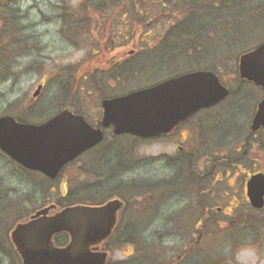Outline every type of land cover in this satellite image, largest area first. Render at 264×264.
<instances>
[{"label":"rangeland","instance_id":"rangeland-1","mask_svg":"<svg viewBox=\"0 0 264 264\" xmlns=\"http://www.w3.org/2000/svg\"><path fill=\"white\" fill-rule=\"evenodd\" d=\"M158 1L143 3L147 7L144 9H154L156 12L161 8L157 5ZM163 1L166 13L154 18L151 12V15L140 18L134 9L130 12V4L129 12L124 13L123 9L115 7L119 3L112 0H0V27L4 21L9 24L1 27L6 34L2 41L6 45L10 40V45L6 47L8 50L0 51L4 58L0 62V114L28 119L45 118L57 108L66 106L78 109L89 119H98L100 102L104 96L146 86L168 75L167 68L158 65L144 75L137 73L126 80L93 78L89 75L83 79L82 74L86 72L80 69L81 66L96 63L97 48L100 43L111 41L109 33L113 37L119 36L120 42H124L123 36L127 34L129 43L126 48H129L132 32V42L141 46L150 38L155 43L154 39L159 33L166 36V31L174 33L178 28L180 32L181 29L191 32L198 25L208 26V31L204 26L196 31L194 42L199 41L201 45L198 47L201 50L194 51L196 59L182 55L183 52L187 55L185 49L177 53L179 62L172 69L184 71L205 64L214 67L213 61L221 59L228 69L221 70L222 74L234 72L238 56L264 40V0ZM140 3L134 2L143 9ZM187 8L196 9L194 14H190L189 20L186 16L180 19L172 15L178 9ZM63 69L73 76L70 75L66 80L56 74ZM3 74L8 75L1 77ZM38 83L43 86L33 99L32 93ZM261 96V90L246 85L239 94L225 99L219 106H232L236 110H225L217 128L233 127L237 123L236 126L244 130ZM236 141V131H232L224 144L233 148ZM111 144L116 145L117 153L125 152V148L132 144L129 154L132 163L120 176L110 179L107 177L109 172L105 170L99 177L100 174L93 172V167L97 165L92 157L98 152L100 155L112 154ZM161 148L158 141L142 143L126 137L114 140L107 133L96 151L92 150L80 157L82 161L79 164L83 166L86 161L91 172L78 175L76 165L65 169L64 180L71 195L77 192V195L84 197L86 191L99 194L102 190L105 192L99 194V198L107 196L106 192L122 194L121 190L126 188L127 181L132 183L127 184L130 185L127 186L128 192L141 200L135 207L136 199L128 201L129 209L122 213L117 237L106 243L110 248L107 264H174V257L182 252L189 240L195 238L192 224L198 215L196 213L195 216L196 211L193 209L199 201L195 191L181 185L176 193H157L161 179L172 174V170H165L156 157ZM251 155L264 157V148L256 146ZM149 156H154V159H147ZM62 179L59 177L49 181L39 173L23 170L0 150V264H21L20 258L7 242L9 229L18 217H24L53 200L55 192L50 188L59 185ZM217 179H207L213 182L214 193L210 201L213 206L224 203L225 211L231 213L226 221H233L226 227L213 223L212 230L216 236L211 259L218 262L223 256L234 252L235 259L243 264H264V259L260 257L264 253V220L258 226L244 217L247 213L252 218L256 216L251 211L253 207L246 203L240 185L241 175L236 177L229 174ZM182 183L191 182L186 179ZM84 185L87 189L83 188ZM149 206L150 212L144 211ZM217 216L222 217L223 213L220 211ZM257 217L264 218V215ZM219 227L222 228L220 231ZM121 237V242H116ZM242 240V243L237 244ZM57 241L62 242L63 238ZM200 243L196 256L184 255L178 259V264L204 262L206 250H202ZM241 246L245 248L239 250Z\"/></svg>","mask_w":264,"mask_h":264},{"label":"water","instance_id":"water-1","mask_svg":"<svg viewBox=\"0 0 264 264\" xmlns=\"http://www.w3.org/2000/svg\"><path fill=\"white\" fill-rule=\"evenodd\" d=\"M238 70L245 78L264 88V41L239 56ZM38 84L32 96H36ZM228 94L211 70H193L101 100L102 115L92 126L82 115L69 109L36 124L0 115V149L26 168L54 178L61 166L99 143L103 128L114 134L156 136L171 129L200 107L216 104ZM251 129L264 126V96L257 103ZM252 206L264 204V174H252L246 182ZM123 205L119 198L100 204L76 203L54 212L47 204L10 230L11 241L22 264H105L108 256L100 244L111 234ZM65 232L68 240L56 245L53 236Z\"/></svg>","mask_w":264,"mask_h":264},{"label":"flooded vegetation","instance_id":"flooded-vegetation-1","mask_svg":"<svg viewBox=\"0 0 264 264\" xmlns=\"http://www.w3.org/2000/svg\"><path fill=\"white\" fill-rule=\"evenodd\" d=\"M114 3H119L115 5L116 8L123 9L124 13L129 12V4H130V12L132 9H134L138 14V17L151 15V12H153L154 18L159 17L161 14L166 13L164 9V1L159 0L157 5L161 6L159 10L154 12L153 10L144 9L146 6L143 4L149 0H112ZM133 1V4L131 2ZM134 2H141L143 9H140ZM223 4V1L221 2ZM206 6H209L208 4H205ZM155 7V5H153ZM147 8V7H146ZM196 9L190 10L187 9H178L174 11V14H172L174 17H190V14H194ZM210 10V9H209ZM212 10V9H211ZM169 12V11H168ZM169 16H171L170 12L168 13ZM207 29H210L209 27H206ZM139 31V30H138ZM137 32V31H135ZM120 34V29L118 31ZM139 33V32H138ZM136 33H134L135 35ZM111 36V41H105L103 43H100L99 47L97 48L98 51L96 52V63H91L90 65L83 64L80 69L86 72L82 74V78L85 79L87 75L91 77H107L112 79H128L133 76V63L132 60L136 57L140 58V62L142 65H148V63L155 64V65H162L163 67L167 68L168 75L163 77L164 80L166 78L176 76L188 71L195 70L197 68H203L207 70L214 71L216 75L219 78V81L226 86L228 89V95L221 100L220 102L207 106V107H200L194 112H192L189 116L175 124L171 129H169L166 132H162L156 136L153 137H141L129 133L116 135L112 133V128L107 127L104 128V138L95 146L83 151L76 157L72 158L71 160L67 161L65 164H63L57 173V175L54 178H50L48 175L44 174L42 171L35 170V169H29L24 167L23 165L17 163L20 165V167L23 170L26 171H32L33 173H39L41 174L45 179L49 181H54L55 179L61 177L63 178L59 185L55 187H51V191H54V198L53 200L49 201L45 205L49 203H54L55 208L52 210V212L62 208L63 206L59 202V198L63 197L65 193L67 192V181L64 180V172L65 169L69 166H75L77 168V174H83L84 172H91L90 166H88L87 162L83 163V166L80 165L82 160H80L81 155H84L87 152L90 151H96V149L99 148L100 145H102V142L106 138V134L110 133L111 137L116 139L121 138H132L137 141H140L142 143L144 142H152V141H158L162 148L157 154V158L159 159L161 166H165V170H172V174L169 177H163L161 179V184L158 185L157 190L160 195L165 193L166 191H169V193H176L179 186L183 185V187L188 188L195 191V194H199L198 199L199 201L195 204L194 211H196L194 214L196 216V213L198 215V218H195L193 224H192V230L195 231L196 235L193 240H189L187 245L183 247V250L181 253H178L177 256L172 257L174 264H178V259L181 258L184 255H197V245L200 243V247H202V250H206L205 256L206 260L202 263H197L196 261H193L192 264H243L241 261H238L235 259V255L233 253H230L229 255L223 256L220 258V261L216 262L211 259V253H212V247H213V240L215 239L214 232L212 230V225L214 222L218 223L219 225H223L226 227L227 225H231V221H226L228 216L231 215V213L226 212V207L223 206L224 203L220 205L213 206V203L210 201L214 190H213V182H209L207 179H212L217 177H224L228 176L229 174H232V176L236 177H242V180L240 181V185L242 187V191L244 194V197L246 196V182L250 178L252 174L262 172L264 174V157L260 155H251V151H255L256 146L257 147H263L264 148V127H260L256 130L251 129V120L253 118L254 112L256 110L257 103L252 109L250 114V120L247 126L245 125L244 130L239 126L237 127L236 124L233 127H224V128H217V125L219 124L220 117L225 113V110L232 109L236 110L234 107H224L219 106L220 103H222L225 99L232 95L239 94L242 87H246V85H249L254 88H258L262 91V95L264 94V89L260 86L256 85L252 81L246 80L244 78H241L238 72V59H236L237 68L234 70V72H227L225 74H222L223 70L226 69L227 65L223 63V60L219 59L217 61H213L215 66H202V67H196L192 69H187L184 71H180L178 68H173L175 64L179 62L178 60V54L179 48L176 44H168L165 46V43L163 40V34L159 33V35L156 37L155 43H152V41L146 40L145 45H137L136 43H133V32L131 34V42L130 47L126 48L129 39V36L127 34H124L123 41L120 42L121 38L119 36H112L111 33H109ZM108 35V36H109ZM107 36V37H108ZM108 39V38H107ZM264 41V40H263ZM109 42V43H108ZM109 44V45H108ZM201 46V45H200ZM198 48V47H196ZM200 49V48H198ZM187 50V58L191 59L194 56V50L195 48H186ZM201 50V49H200ZM184 55V54H183ZM196 61V60H195ZM201 61V60H200ZM209 62V60H206L205 62ZM168 65V66H166ZM175 65V66H176ZM35 67V65H33ZM140 74H145L148 71L142 68L140 69ZM222 70V71H221ZM138 71L135 68V74H137ZM56 74L60 75L62 78L68 80L69 76L72 75L67 71H63L61 73L57 72ZM8 74H3L1 77H4ZM45 76V75H44ZM73 76V75H72ZM233 82V83H229ZM34 99V98H33ZM69 109L74 114H80L84 117V119L90 123L92 126H98L101 118V112L98 116V119H89L83 112L79 111L75 108H69L66 106L57 108L54 112L49 113V115L45 118H34V119H28L23 116H15L16 120L18 121H27V122H33L36 124L42 123L46 121L47 119L51 118L58 112H60L62 109ZM102 109V108H101ZM240 112V111H239ZM47 113V112H46ZM248 117V118H249ZM218 123V124H217ZM232 131H236L237 140L233 146V148L227 146L228 138ZM262 144V145H261ZM132 145V144H131ZM131 145L127 148H125V152L117 153V148H115L116 145L111 144V150L110 152H113L112 154H104L100 155V152L98 154L96 153V156L92 157L94 159V162H96L97 167H93L95 173H98L99 177L103 171L107 170L108 178H114L115 176H120L124 172H126L131 165L132 161L130 159V152H131ZM8 156V155H7ZM147 159H154V156L146 157ZM86 164V165H85ZM211 177V178H210ZM197 178V179H196ZM189 179L191 183L184 184L182 183V180ZM218 180V179H217ZM126 181V188H128ZM184 189V188H181ZM180 189V190H181ZM179 190V191H180ZM193 191V192H194ZM53 192V193H54ZM202 193H205L202 195ZM226 194V193H225ZM247 199V196H246ZM171 203V202H167ZM248 205L251 206L248 199L246 202ZM43 205V206H45ZM139 208V207H138ZM158 208V207H157ZM128 204L125 203L121 207V209L118 212V218H117V224L122 219V213L128 211ZM145 210H148L150 212L151 208H145ZM223 213L222 217L217 216L219 212ZM253 216H256L255 218H252L250 213H247V221H250L251 224H257L258 226L261 223V220H264V218L257 217L264 215V206L259 209L253 208L252 210ZM144 213V212H143ZM250 214V215H249ZM251 217V219L249 218ZM144 219V218H143ZM259 219V220H258ZM245 220V218H244ZM230 223V224H229ZM116 224V226H117ZM222 226V227H223ZM223 227V228H224ZM220 228V227H219ZM222 228L219 229V231ZM115 230V229H114ZM219 233V232H218ZM217 233V234H218ZM56 236H60L59 238H63V241L61 243H64V233H60ZM115 239L116 236H114V231L112 235L110 236ZM8 240L7 242L14 250L12 244L10 235L6 237ZM119 239H122L119 238ZM56 243L57 240H55ZM242 241H238L237 244L242 243ZM264 243V241L262 242ZM206 246V247H205ZM102 248L109 250V246L104 243L102 245ZM245 247H239L240 249H243ZM15 251V250H14ZM201 251V250H200ZM238 251V250H237ZM258 251H261L258 249ZM16 253V251H15ZM260 257L264 259V253L260 254ZM164 264V263H160ZM190 264V262H189Z\"/></svg>","mask_w":264,"mask_h":264},{"label":"trees","instance_id":"trees-1","mask_svg":"<svg viewBox=\"0 0 264 264\" xmlns=\"http://www.w3.org/2000/svg\"><path fill=\"white\" fill-rule=\"evenodd\" d=\"M196 7V6H195ZM194 7V8H195ZM177 18V17H176ZM180 19H182L183 17H179ZM187 19H189V17L187 18ZM187 19H185V20H187ZM184 20V21H185ZM184 21H181V23L183 24V22ZM3 25L5 26V25H9L8 24V22L7 21H4L3 22ZM2 25V26H3ZM1 26V27H2ZM202 26H204V27H206L205 25H198L197 27H196V29L194 30V31H191V32H188L187 30H185V29H181L182 30V32H180V28H178V30H177V32H171V31H169V32H167L166 31V36L163 34V39H161V40H163L164 41V43H165V46H167L168 44H176L177 46H178V48L180 49L179 50V53L181 52V51H183V50H185L186 48H195V50L194 51H198V48H196V47H199L200 45H199V41H196V42H194V39L196 38V31L200 28V27H202ZM214 26H215V24H214ZM1 27H0V44H1V46H0V51L2 50L3 52H4V50H8L6 47L7 46H9L10 45V40L8 41V43L6 42V45L3 43V41H2V39L5 37V32H3L2 30H1ZM206 30L208 31V29L206 28ZM169 33V34H168ZM8 35H10L11 36V34H8ZM7 38H8V36H7ZM155 40L156 39H154V42H155ZM9 52H10V50L8 51V54H9ZM183 54L184 55H186V53H184L183 52ZM182 54V55H183ZM140 57V56H139ZM139 57H136V58H134L133 60H132V63H133V76H136L135 75V68L137 69V71H138V75H142V74H140L141 73V68L143 69V70H147L148 72L151 70V69H154V68H156V67H158V65H155V64H151V63H148V65H142L141 64V62H140V58ZM2 61H4V58L0 55V62H2ZM166 66H168V65H166ZM147 72V73H148ZM144 75V74H143ZM197 179V178H196ZM86 185H84V187L83 188H85V189H87V187H85ZM128 189L129 188H125L124 190H121V193L122 194H113L112 192H106L105 193V195L106 194H108L107 196H105V197H103V198H99L98 197V195L99 194H102L103 192H105V190H102V192L100 191V193L98 194V193H91V192H89V191H86V193H85V196L84 197H80L79 195H77L78 193L77 192H75L74 194H70L69 193V191H68V189H67V192L65 193V195H64V198L63 197H60L59 198V202H60V204L62 205V206H64V205H70V204H75V203H85V204H97V203H100V202H102V201H104V200H106V199H108V198H111V197H114V196H117V197H120V198H122L124 201H125V203H127L128 205H129V203H128V201H131V200H134V199H136V201H135V205H134V207L136 206V205H138V202L140 203V201L141 200H139V198H136V196L135 195H132V193H130V192H128ZM82 190V189H81ZM77 193V194H76ZM125 194H127L128 195V197L125 195ZM205 193H202V195H204ZM127 198H126V197ZM197 196H199V194L197 193ZM150 207V206H149ZM22 218V216L21 217H18L17 219H15V221H17V220H19V219H21ZM120 222L121 221H119L118 222V224H117V226L115 227V230H114V236H116L117 235V232H118V228L120 227ZM7 229H9V227H7ZM5 233H6V231H5ZM60 236H55V238H54V240H57L58 238H59ZM111 239H114L113 237L111 238H109L107 241H109V240H111ZM6 240V239H5ZM67 240V234L66 233H64V242ZM106 241V242H107ZM105 242V243H106ZM116 242H121V240L119 239V240H117Z\"/></svg>","mask_w":264,"mask_h":264}]
</instances>
